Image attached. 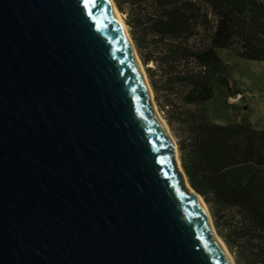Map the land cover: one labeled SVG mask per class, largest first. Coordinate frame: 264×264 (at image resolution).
Instances as JSON below:
<instances>
[{"label": "water", "instance_id": "obj_1", "mask_svg": "<svg viewBox=\"0 0 264 264\" xmlns=\"http://www.w3.org/2000/svg\"><path fill=\"white\" fill-rule=\"evenodd\" d=\"M132 47L108 0H0V264H230Z\"/></svg>", "mask_w": 264, "mask_h": 264}, {"label": "trees", "instance_id": "obj_2", "mask_svg": "<svg viewBox=\"0 0 264 264\" xmlns=\"http://www.w3.org/2000/svg\"><path fill=\"white\" fill-rule=\"evenodd\" d=\"M112 1L177 138L189 186L235 264H264V130L216 122L220 109L237 106L227 104L230 90L220 92L230 67L217 51L264 61V0Z\"/></svg>", "mask_w": 264, "mask_h": 264}, {"label": "rangeland", "instance_id": "obj_3", "mask_svg": "<svg viewBox=\"0 0 264 264\" xmlns=\"http://www.w3.org/2000/svg\"><path fill=\"white\" fill-rule=\"evenodd\" d=\"M120 17L123 20L124 15L120 14ZM135 53L137 54V52ZM217 55L222 60H224V62L228 64L230 67V76L228 79V86L226 87V89L220 90L221 94L223 95L229 90L231 91L232 94L235 92H240L243 95V99L237 104L236 110L234 111H231L227 108L220 109V112L222 113H221V116L216 117V122L220 124H225L228 122V120H231L234 122L245 121L246 123L250 124L253 128L264 130V61H252V60L242 59L236 56L233 52L228 51V50H218ZM141 67L144 70V67L142 66V64H141ZM214 99L217 101L220 100L219 91H216ZM152 103L159 117L166 124L169 130L170 136H171L170 139L174 142V147L176 146L177 159L179 161V166L176 162V170L181 174L182 189L184 190L187 189L186 191L189 192L186 186L188 181H187L185 174H183L184 172L181 168L179 152H178V145H177V138L175 137L173 131L167 125L166 120L163 118L164 117L163 114L158 110L154 102L153 92H152ZM204 107H207V106L204 105ZM219 108H221V106H219ZM205 207L207 209L208 214L210 215L206 204H205ZM214 232L216 236L221 240L216 230ZM228 253L230 257L232 258L233 263L235 264L232 254L229 251Z\"/></svg>", "mask_w": 264, "mask_h": 264}, {"label": "bare ground", "instance_id": "obj_4", "mask_svg": "<svg viewBox=\"0 0 264 264\" xmlns=\"http://www.w3.org/2000/svg\"><path fill=\"white\" fill-rule=\"evenodd\" d=\"M108 2L110 3V6H111V9H112V12H113V15H114L116 21L119 23V25H120L121 28H122V31H123V33H124V35H125V39L127 40L128 44L132 47L133 45H132V42H131V40H130V37L128 36L129 34H128L127 27H126V25L124 24L122 18L120 17V13H119L118 10L116 9V7H115V5H114V3H113L112 0H108ZM131 49H132V52H133L134 57H135V61H136V64H137V68H138L140 74L142 75L144 81H147V79H146V74H145L144 70H143L142 67H141V62H140V60H139L137 54L135 53L134 47H132ZM150 96H152L151 93H150ZM154 111H155V115L157 116V120H159V121L162 123V125H163V127H164V130H165V132H166V135L169 136V137H171V136H170V133H169V130H168L167 126H166V124H165L164 121L159 117V115H158V113H157V111H156L155 108H154ZM174 157H175V160H176V162H177V164H178V166H179V161H178V159H177V149H176V146L174 147ZM186 186H187V188H188L189 193H192L193 191H192V189L190 188V186H188V183L186 184ZM198 202H199V205H200V207L202 208L204 214L207 216L208 220L210 221V230H211V232H212V234H213V237H214L215 241H217V242L221 245L223 251H224L225 254H226L227 259H228L229 262H230V264H234L233 261H232V258L230 257V255H229V253H228V250L226 249V247H225V245H224V243H223V242H222V241L216 236V234H215V232H214V229H213V226H212V223H211V218L209 217V214H208V212H207V209H206V207H205L204 202H203L202 199L199 198V197H198Z\"/></svg>", "mask_w": 264, "mask_h": 264}, {"label": "built area", "instance_id": "obj_5", "mask_svg": "<svg viewBox=\"0 0 264 264\" xmlns=\"http://www.w3.org/2000/svg\"><path fill=\"white\" fill-rule=\"evenodd\" d=\"M243 99V95L240 92H235L234 94L228 96L227 104L230 106L237 105Z\"/></svg>", "mask_w": 264, "mask_h": 264}]
</instances>
